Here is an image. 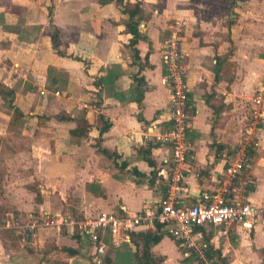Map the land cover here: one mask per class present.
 Listing matches in <instances>:
<instances>
[{
    "label": "crops",
    "instance_id": "1",
    "mask_svg": "<svg viewBox=\"0 0 264 264\" xmlns=\"http://www.w3.org/2000/svg\"><path fill=\"white\" fill-rule=\"evenodd\" d=\"M134 3L143 10L137 37L126 28L125 8ZM177 19L185 21L180 45L188 68L190 151L180 197L186 207L218 187L224 154L264 88V0H0V82L14 91L11 108L0 98V149L21 157L0 158L2 189L13 182L26 193L37 179L38 211L52 213L44 188L59 179L55 213L66 220L28 234L0 231V264H139L141 237L159 233L156 225L119 231L115 245L112 229L102 230L106 248L99 254L69 222L98 211L134 215L162 203L172 178L170 145L155 141L170 127L162 51ZM248 162L246 198L264 206V131ZM19 198L10 199L12 209L31 211L33 204ZM221 230L199 229L205 247L225 259L215 255L212 262L264 264V220ZM185 249L165 233L148 264L203 263Z\"/></svg>",
    "mask_w": 264,
    "mask_h": 264
},
{
    "label": "built area",
    "instance_id": "2",
    "mask_svg": "<svg viewBox=\"0 0 264 264\" xmlns=\"http://www.w3.org/2000/svg\"><path fill=\"white\" fill-rule=\"evenodd\" d=\"M183 19L174 20L170 34L163 46V62L167 83L170 88L168 117L170 127L161 130L155 141L168 143L172 150V178L166 182L167 191L162 203L156 209L138 214L118 215L114 212L98 211L82 220L70 221L79 234L89 238L99 254L106 245L101 231L111 228L114 232L113 244H117L119 231H126L135 225H160L179 246L191 249L204 258L205 244L200 228L206 225L219 226L227 233L233 224H251L257 219L264 220V206L250 202L246 191L250 186L249 150L258 144L259 135L264 131V88L258 89L251 98L239 140L230 152L224 154V170L218 187L201 193L200 200L190 206H181V182L183 179L185 156L190 147L186 138L189 125L188 88L186 78L188 68L182 61L180 34L184 30ZM66 222L58 213H33L25 218L12 217L0 223V231L12 229L24 234L33 233L38 228L60 227ZM116 235V236H115Z\"/></svg>",
    "mask_w": 264,
    "mask_h": 264
},
{
    "label": "rangeland",
    "instance_id": "3",
    "mask_svg": "<svg viewBox=\"0 0 264 264\" xmlns=\"http://www.w3.org/2000/svg\"><path fill=\"white\" fill-rule=\"evenodd\" d=\"M248 106V105H247ZM246 106V107H247ZM22 144H24V142H22ZM13 155V156H11ZM20 157L18 154H14V150H5L0 149V158H2V160L4 158H17ZM29 156V154L26 152L25 157ZM21 158V157H20ZM59 181V179L54 180L52 182V186L53 187H49V190H46L44 188V195H46V202L45 205H48L51 209L50 212H52L51 214L55 213V212H60L61 213V183L58 184L57 182ZM5 182V179L3 180L0 179V220L1 219H6V220H10L12 217H19L21 219L25 218L26 215L28 214V212L33 213L35 216H38L39 214V202H42V199L39 201L37 194L38 192L35 191H39V182L37 179H34L32 181H29L31 183L32 186V190H27L28 192L25 193L24 190H22L21 188L18 190H13L12 186H17L15 183L12 182V184L10 185V187L6 186V189L4 188L3 191V184ZM26 190V189H25ZM23 191V192H22ZM22 192V193H21ZM40 193V192H39ZM14 196H19L20 198L18 200L21 201H26L30 204H33L32 210L31 211H17L15 209H12V207H14L15 205L13 204L14 201L10 200L11 198L14 199ZM15 200V199H14ZM191 255H193V258L195 260H197V262H201L203 261V263L201 264H207L206 259H205V255L204 258L201 257L199 255L198 252L196 251H192L190 250Z\"/></svg>",
    "mask_w": 264,
    "mask_h": 264
},
{
    "label": "trees",
    "instance_id": "4",
    "mask_svg": "<svg viewBox=\"0 0 264 264\" xmlns=\"http://www.w3.org/2000/svg\"><path fill=\"white\" fill-rule=\"evenodd\" d=\"M125 11L128 13L129 15V21L126 23V28L127 30H129V32L133 33L135 35V37L139 36V31H138V24L141 21L142 17H143V10L141 9L139 3H134V4H127ZM50 12V10H49ZM51 40L53 43V47L57 50V53H60V51L58 50V46H59V38H58V32L55 31L54 33L51 34ZM135 42V40L133 41ZM14 95V91L9 88L8 86H6L5 84L0 82V98L6 103V105L11 108L12 107V98ZM57 119L61 120L63 118H66L64 116L61 115V117L58 115L56 116ZM107 127H105L106 129ZM76 131L72 130L71 131V135H75ZM78 133V132H77ZM150 161V160H149ZM37 197L39 199V195L37 194ZM156 229L159 230V233H156L155 235H144L141 237V239L144 241L143 243V248H142V253L139 255L138 253H136V259L138 261L139 264H148V258L150 256V248L151 246L158 242L161 238V236L163 234H165V232L162 230L160 225H156ZM1 232L9 235L10 233L13 232L12 229H3L1 230ZM129 235L131 237V241H133L135 243V245H138V237H135L129 232ZM67 250H69L68 248H65ZM188 249V248H186ZM185 249V250H186ZM204 255H205V259L206 260H211V263L213 264H218L217 261L215 260L213 261V257L215 255H217V259L220 260L222 263L225 262V259L221 257L220 253L214 251L210 245H207L204 249ZM148 256V257H147Z\"/></svg>",
    "mask_w": 264,
    "mask_h": 264
}]
</instances>
